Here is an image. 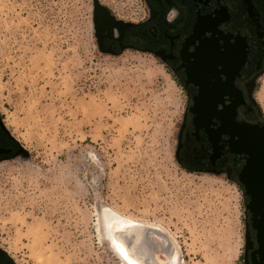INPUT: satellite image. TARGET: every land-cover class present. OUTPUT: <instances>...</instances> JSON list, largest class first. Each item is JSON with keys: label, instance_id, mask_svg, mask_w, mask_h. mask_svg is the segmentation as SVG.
<instances>
[{"label": "rangeland", "instance_id": "obj_1", "mask_svg": "<svg viewBox=\"0 0 264 264\" xmlns=\"http://www.w3.org/2000/svg\"><path fill=\"white\" fill-rule=\"evenodd\" d=\"M141 6L0 0V117L19 145L0 162V250L13 264H129L114 241L132 226L165 235L167 264H245L239 187L178 161L181 84L153 53L100 42L97 12L136 21ZM249 92L264 120V65Z\"/></svg>", "mask_w": 264, "mask_h": 264}, {"label": "flooded vegetation", "instance_id": "obj_2", "mask_svg": "<svg viewBox=\"0 0 264 264\" xmlns=\"http://www.w3.org/2000/svg\"><path fill=\"white\" fill-rule=\"evenodd\" d=\"M136 21L97 12L103 47L161 58L186 97L177 158L189 170L224 175L245 206V264H264V155L249 156L237 129L264 143V120L249 86L264 65V0H140ZM263 153L264 147L248 149ZM17 140L0 117V162L17 155ZM0 264H13L0 250Z\"/></svg>", "mask_w": 264, "mask_h": 264}, {"label": "bare ground", "instance_id": "obj_3", "mask_svg": "<svg viewBox=\"0 0 264 264\" xmlns=\"http://www.w3.org/2000/svg\"><path fill=\"white\" fill-rule=\"evenodd\" d=\"M127 224L131 225L133 223L127 222ZM139 227L140 226L130 227L129 234H127V232L118 233L119 238L125 243L122 242L125 250L130 253V257H133L141 264L143 263L140 258H137L134 255L136 254L134 250L135 246L140 252L147 255L149 262L152 264H167L171 256V250L168 248L167 238L158 229L154 228L155 231H152L150 229H138ZM131 228L133 231H131ZM130 242L133 243V247ZM142 259L146 258L142 257Z\"/></svg>", "mask_w": 264, "mask_h": 264}, {"label": "water", "instance_id": "obj_4", "mask_svg": "<svg viewBox=\"0 0 264 264\" xmlns=\"http://www.w3.org/2000/svg\"><path fill=\"white\" fill-rule=\"evenodd\" d=\"M251 129L244 126V127H239L237 129V135H238V144L240 147H243V152L248 154L249 156H261L264 155L263 153H258V152H253L249 151L248 149H257L258 147H264V143L261 142L260 140L262 139H257L256 137H250L249 135L251 134ZM164 235V234H163ZM165 236V235H164ZM168 241V240H167ZM168 248L171 250V246L168 243Z\"/></svg>", "mask_w": 264, "mask_h": 264}, {"label": "snow or ice", "instance_id": "obj_5", "mask_svg": "<svg viewBox=\"0 0 264 264\" xmlns=\"http://www.w3.org/2000/svg\"><path fill=\"white\" fill-rule=\"evenodd\" d=\"M114 244L116 246V249L119 251L120 255L125 259L129 261V264H136V262L134 260H131L129 258V254L128 252L125 250V248L123 247V245L117 241H114Z\"/></svg>", "mask_w": 264, "mask_h": 264}]
</instances>
